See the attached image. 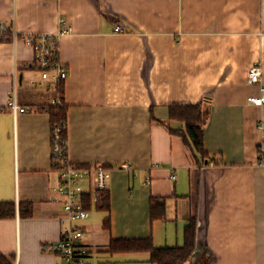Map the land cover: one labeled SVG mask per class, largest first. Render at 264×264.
<instances>
[{
    "label": "crops",
    "instance_id": "1",
    "mask_svg": "<svg viewBox=\"0 0 264 264\" xmlns=\"http://www.w3.org/2000/svg\"><path fill=\"white\" fill-rule=\"evenodd\" d=\"M59 16L72 28L60 39L68 154L112 168L108 212L91 204L82 222L89 264H154L146 251H109L111 241L182 245L193 217L195 249L183 264H264V104L247 99L264 87V0H0V202L15 205L0 218V253L63 264L41 250L60 231L50 116L39 109L56 88L41 81L34 49L9 34L11 25L19 35L54 32ZM252 64L259 82L248 81ZM14 71L17 102L36 110L5 109ZM197 103L203 164L165 126L181 125L169 105ZM151 197L162 216L151 217Z\"/></svg>",
    "mask_w": 264,
    "mask_h": 264
},
{
    "label": "built area",
    "instance_id": "2",
    "mask_svg": "<svg viewBox=\"0 0 264 264\" xmlns=\"http://www.w3.org/2000/svg\"><path fill=\"white\" fill-rule=\"evenodd\" d=\"M5 23H0V30H5ZM71 26L63 16L57 20L54 32L24 33L19 35L14 25L10 26L11 41H22L35 51V59L40 72L41 81H50L56 88L52 103L59 99L58 83L67 77V67L60 58V39L70 33ZM116 32L122 31L119 24L114 26ZM260 65L252 64L247 71L250 82L261 80ZM17 73L12 77V88L5 103V109L13 115L18 112L36 110L33 107L21 106L17 102ZM256 105L264 104V87L258 95L247 98ZM66 129V121L56 125L50 131L51 166L57 172V181L51 187L53 200L60 204L61 213L58 217L60 224L59 237L55 241L41 244L42 251L58 255L63 264H89L90 250L83 241L84 226L82 225L89 215L91 204H97L108 190V182L112 168L105 163L93 162L79 164L74 162L68 154L67 137L62 135ZM264 165V159L260 160ZM122 168L129 169L130 165L121 164ZM174 177V175H172Z\"/></svg>",
    "mask_w": 264,
    "mask_h": 264
},
{
    "label": "trees",
    "instance_id": "3",
    "mask_svg": "<svg viewBox=\"0 0 264 264\" xmlns=\"http://www.w3.org/2000/svg\"><path fill=\"white\" fill-rule=\"evenodd\" d=\"M10 38H11V33ZM62 83H58L59 99L57 103L48 102L40 107L50 116V131L56 126L66 121V105L62 96ZM37 109V108H36ZM168 118L170 120L181 123L179 127H174L169 123H165L170 133L179 134L184 143L191 150L197 162L203 164L207 161L208 152L203 145L204 133V114L200 103L197 104H171L168 106ZM62 135L67 137L66 129L62 131ZM151 217H159L164 213L163 202L155 197L150 198ZM96 208L103 211L109 210V192L103 193V196L96 204ZM19 211L21 209L19 208ZM30 213V209H26L25 214ZM15 215V205L12 202H0V218L12 217ZM184 242L182 245L155 247L149 238H131L112 240L109 246L111 252H148V261L154 264H183L189 260L193 250L195 249L196 238V218H190L184 226ZM0 264H14L13 256L0 253Z\"/></svg>",
    "mask_w": 264,
    "mask_h": 264
},
{
    "label": "rangeland",
    "instance_id": "4",
    "mask_svg": "<svg viewBox=\"0 0 264 264\" xmlns=\"http://www.w3.org/2000/svg\"><path fill=\"white\" fill-rule=\"evenodd\" d=\"M137 262V264H142V263H144L145 261H136ZM129 264H135V263H133V262H128Z\"/></svg>",
    "mask_w": 264,
    "mask_h": 264
}]
</instances>
